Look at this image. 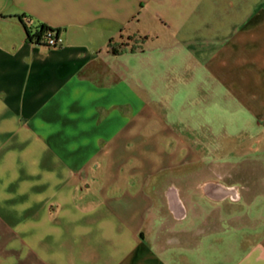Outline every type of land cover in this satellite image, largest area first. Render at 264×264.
I'll list each match as a JSON object with an SVG mask.
<instances>
[{
    "label": "crops",
    "instance_id": "1",
    "mask_svg": "<svg viewBox=\"0 0 264 264\" xmlns=\"http://www.w3.org/2000/svg\"><path fill=\"white\" fill-rule=\"evenodd\" d=\"M151 92L239 114L264 200V0H0V264H264V202L231 237L243 196L173 180L212 144Z\"/></svg>",
    "mask_w": 264,
    "mask_h": 264
},
{
    "label": "rangeland",
    "instance_id": "2",
    "mask_svg": "<svg viewBox=\"0 0 264 264\" xmlns=\"http://www.w3.org/2000/svg\"><path fill=\"white\" fill-rule=\"evenodd\" d=\"M172 96L160 98L156 93L151 92L148 98L153 104L157 103L159 105L160 102L163 104L167 113L163 117L168 121L167 123L171 124L177 121L176 124L183 128L185 133L194 129L196 135L198 134L208 144L212 145L199 146L200 156L197 161H182L169 166L166 170L174 174L175 178L173 180L176 183L182 180L180 175L184 173L187 174L189 184L193 185L195 172L199 170L215 181H220L227 186H237L240 195L243 196L242 200L240 196L237 199L226 196L224 201H228L232 206L231 237H239L242 229V227L240 229V213L243 211L241 205H244L246 201L254 202L253 209L258 212L264 202L261 198L254 201L255 189L257 181H259L255 177V170L258 164L261 165V162L255 160V152L250 153L248 160L245 161L241 160L242 156L239 153L240 147L238 145L231 146L230 150L227 149L229 135H232V140L239 142L241 139L240 115H230L224 111L212 112L209 109L205 110L202 105L203 99H186L183 96L179 97L181 93H173ZM182 102L184 105L181 104ZM184 138H186L185 135ZM208 151L209 156L207 157L206 152Z\"/></svg>",
    "mask_w": 264,
    "mask_h": 264
},
{
    "label": "built area",
    "instance_id": "3",
    "mask_svg": "<svg viewBox=\"0 0 264 264\" xmlns=\"http://www.w3.org/2000/svg\"><path fill=\"white\" fill-rule=\"evenodd\" d=\"M56 28L57 27L49 26L48 29L44 30L41 33L40 38L38 39L39 43H43L49 46L61 45L63 43V36L59 32V30H56ZM32 41H35L34 38Z\"/></svg>",
    "mask_w": 264,
    "mask_h": 264
},
{
    "label": "trees",
    "instance_id": "4",
    "mask_svg": "<svg viewBox=\"0 0 264 264\" xmlns=\"http://www.w3.org/2000/svg\"><path fill=\"white\" fill-rule=\"evenodd\" d=\"M48 28L49 26L44 23H39L33 28L28 27L27 37L29 40H33L34 38L36 42H39L38 39L40 38L41 33ZM56 30L58 31L59 29L56 28Z\"/></svg>",
    "mask_w": 264,
    "mask_h": 264
},
{
    "label": "bare ground",
    "instance_id": "5",
    "mask_svg": "<svg viewBox=\"0 0 264 264\" xmlns=\"http://www.w3.org/2000/svg\"><path fill=\"white\" fill-rule=\"evenodd\" d=\"M203 187L209 194L213 195L214 197H223L222 192L224 191V186L222 184L214 182L212 184H205Z\"/></svg>",
    "mask_w": 264,
    "mask_h": 264
}]
</instances>
